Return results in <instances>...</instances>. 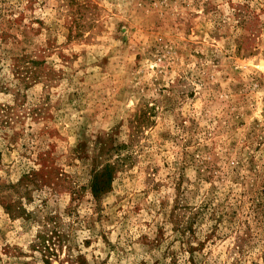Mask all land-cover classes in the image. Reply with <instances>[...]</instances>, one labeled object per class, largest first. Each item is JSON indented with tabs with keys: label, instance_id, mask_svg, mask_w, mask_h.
Segmentation results:
<instances>
[{
	"label": "rangeland",
	"instance_id": "374dc122",
	"mask_svg": "<svg viewBox=\"0 0 264 264\" xmlns=\"http://www.w3.org/2000/svg\"><path fill=\"white\" fill-rule=\"evenodd\" d=\"M0 264H264V0H0Z\"/></svg>",
	"mask_w": 264,
	"mask_h": 264
},
{
	"label": "trees",
	"instance_id": "16d2710c",
	"mask_svg": "<svg viewBox=\"0 0 264 264\" xmlns=\"http://www.w3.org/2000/svg\"><path fill=\"white\" fill-rule=\"evenodd\" d=\"M99 186H101V181L96 176L94 178V181H93V184H92L93 189H95V191H94L95 193L99 192Z\"/></svg>",
	"mask_w": 264,
	"mask_h": 264
}]
</instances>
